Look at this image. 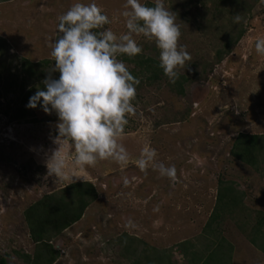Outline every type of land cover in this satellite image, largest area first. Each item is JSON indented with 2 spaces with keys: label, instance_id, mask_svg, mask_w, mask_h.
Returning a JSON list of instances; mask_svg holds the SVG:
<instances>
[{
  "label": "rangeland",
  "instance_id": "rangeland-1",
  "mask_svg": "<svg viewBox=\"0 0 264 264\" xmlns=\"http://www.w3.org/2000/svg\"><path fill=\"white\" fill-rule=\"evenodd\" d=\"M78 2L95 3L109 17L111 23L101 30L110 29L117 36L128 31L121 15L126 0L0 3V37L8 43L0 50L5 51L0 55V264L2 258L7 264H30L24 255L33 256L38 248L25 209L72 183L48 175L45 164L59 147L53 143L58 123L50 118L54 114L37 107L29 108L28 120L13 116L21 107V59H53L50 52L58 38V17ZM140 2L155 4V0ZM163 2L180 28L178 43L191 56L178 70L189 79L184 93L166 76L148 83L142 82L143 74L138 75L135 113L128 117L119 139L129 163L122 167L111 159L102 160L78 173L81 178L75 181H92L99 197L80 221L52 236L60 252L54 264H136L149 247L175 264H188L179 243L189 241L193 246L188 253L201 254L220 236L232 246V264H264V237L253 229L258 212H264V148L257 168L232 152L240 133L264 135V55L255 51V41L264 38V0ZM241 29V37L219 59L217 53ZM134 39L141 55L159 60L154 41L143 35ZM118 59L129 72L138 73L124 55ZM146 144L156 150V162L175 166V180L162 177L152 165L145 171L135 165ZM62 151L71 152V146L64 145ZM222 181L235 187L243 203L242 209L225 211L215 237L206 224L216 209ZM125 233L135 239L138 250L126 253L118 242Z\"/></svg>",
  "mask_w": 264,
  "mask_h": 264
},
{
  "label": "clouds",
  "instance_id": "clouds-1",
  "mask_svg": "<svg viewBox=\"0 0 264 264\" xmlns=\"http://www.w3.org/2000/svg\"><path fill=\"white\" fill-rule=\"evenodd\" d=\"M124 7L121 15L128 31L119 36L110 29L101 30L111 21L95 3H75L58 17V38L50 55L59 78H45L44 88L38 87L26 105L30 109L39 106L46 114L54 112L58 118L53 143L59 147L45 161L48 175L58 180L75 183L81 178L78 173L102 160L111 159L122 167L129 163L119 139L128 117L135 113L139 80L118 56L133 58L142 52L135 35L154 41L160 50L159 67L171 83L191 59L178 43L180 28L163 0H155L152 7L140 0H126ZM255 51L264 55V38L255 41ZM64 145H70L71 152L62 151ZM156 156V150L146 144L135 165L141 171L152 165L162 177L175 180V166L156 162Z\"/></svg>",
  "mask_w": 264,
  "mask_h": 264
},
{
  "label": "trees",
  "instance_id": "trees-1",
  "mask_svg": "<svg viewBox=\"0 0 264 264\" xmlns=\"http://www.w3.org/2000/svg\"><path fill=\"white\" fill-rule=\"evenodd\" d=\"M4 1L9 0H0V3ZM233 1L235 0H230V2ZM154 5L151 4V7ZM242 32V29L239 30L238 35L232 39L234 41L227 43V48L217 53L219 59H222L224 53L230 50L231 43L236 42L241 37ZM7 44V41L3 37H0V50H3ZM4 53L5 51H1L0 55H4ZM124 60L136 65L139 69L138 73L137 71H131L130 73L135 78H138L139 74H143L142 76L145 79H142V82L143 80H148V83L157 82L165 76L159 67V60L152 56L144 57V55L139 54L133 58H129L124 55ZM21 61V70L24 73V82L21 84L19 94L21 107L14 114L13 118L16 120H28L29 116H31V111L26 107L29 98L38 87L40 89L44 88L43 81L45 78L58 79L60 73L50 70L51 67L54 68V59H44L35 62L25 57ZM187 80L189 79L185 74H180L175 83L171 84L175 86L174 88L180 94H183L184 82ZM28 84H32L30 88H26ZM53 114L50 117L51 120H58L56 114L54 112ZM263 136V134L240 133L234 144L233 155L246 164L257 168L259 164L258 155H260L261 150L264 148ZM235 190V187L223 181L218 188L216 209L206 224V230L209 229L212 234H216L215 237H218L217 233L222 225L221 221L224 219L223 215L225 211L233 212V207L236 206L242 209V198L237 195ZM98 197L99 191L92 181H75V183H69L58 191L45 194L41 199L25 209L24 215L30 235L38 248L33 256L24 255L27 262L30 264H54L59 258L60 252L53 245L52 236L60 235L65 229L80 221L92 203L98 200ZM253 229L254 233L260 232V236L264 237L263 211L258 212V219L255 225H253ZM255 237H253V242L256 243ZM134 240V238L125 233L118 242L123 244L126 253H130L138 250V248L135 249L133 246ZM188 242L184 241L178 245L181 252L188 259V264H232V246L225 244L226 240L224 237L220 236L217 240H212V244L214 243L212 248H207V252H202L201 254L195 251L189 254L188 249L193 244H188ZM261 246L264 251V245ZM156 250L154 247L143 249L142 259L136 261V264H175L165 254H156ZM189 255H191L190 258ZM1 264H7L5 258L1 259Z\"/></svg>",
  "mask_w": 264,
  "mask_h": 264
}]
</instances>
